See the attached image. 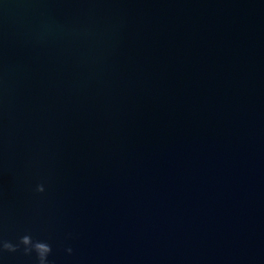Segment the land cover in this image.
<instances>
[{"label":"water","instance_id":"1","mask_svg":"<svg viewBox=\"0 0 264 264\" xmlns=\"http://www.w3.org/2000/svg\"><path fill=\"white\" fill-rule=\"evenodd\" d=\"M0 264H264V0H0Z\"/></svg>","mask_w":264,"mask_h":264}]
</instances>
